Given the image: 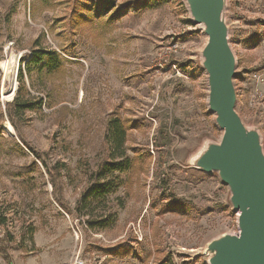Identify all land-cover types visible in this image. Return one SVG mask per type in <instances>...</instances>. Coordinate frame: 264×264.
<instances>
[{"label": "rangeland", "instance_id": "rangeland-1", "mask_svg": "<svg viewBox=\"0 0 264 264\" xmlns=\"http://www.w3.org/2000/svg\"><path fill=\"white\" fill-rule=\"evenodd\" d=\"M107 18L76 0H0V62L6 50L15 57L11 80L0 71V246L4 230L13 264H207V241L237 225L217 174L189 164L204 140L221 134L206 105V37L183 0H147ZM226 19L236 108L260 129L264 147V81L251 71L264 67V0H227ZM33 42L56 50L62 70L27 73L21 60ZM19 92L33 109L10 119L6 103ZM113 120L125 132L128 162L112 174L116 191L92 204L103 227L88 229L73 215L88 174L125 160L112 158Z\"/></svg>", "mask_w": 264, "mask_h": 264}, {"label": "water", "instance_id": "water-1", "mask_svg": "<svg viewBox=\"0 0 264 264\" xmlns=\"http://www.w3.org/2000/svg\"><path fill=\"white\" fill-rule=\"evenodd\" d=\"M190 21L206 40L199 51L206 75L207 109L221 131L190 157L192 168L216 173L229 190L237 232L207 241V264H264V147L262 134L237 111V61L229 39L227 0H183Z\"/></svg>", "mask_w": 264, "mask_h": 264}, {"label": "trees", "instance_id": "trees-1", "mask_svg": "<svg viewBox=\"0 0 264 264\" xmlns=\"http://www.w3.org/2000/svg\"><path fill=\"white\" fill-rule=\"evenodd\" d=\"M147 0H136L123 1L120 0H76V4L79 7H86L89 11L93 12V16L102 17L106 15L107 19H118L130 11H136L139 7H143ZM147 5V4H146ZM78 17L85 21H91L93 17H82V14L77 8L72 10ZM23 64V69L27 73L33 70H47L53 72L55 70H62V60L59 53L56 50L47 49L42 47L39 42H33V47L30 55L21 60ZM261 66H256L253 71L260 69ZM19 81L21 84V91L28 94L27 89L23 83L22 68L19 73ZM34 100L30 97L25 98V95L19 92L12 101L6 103L7 113L12 119L14 114L33 109ZM125 140V132L121 127L119 121L113 120L111 122V149L112 158L125 156V151L123 149V142ZM125 161V162H124ZM124 161H110L104 162L98 169L97 172H90L87 176V185L80 192L75 206H74V216L84 221L86 228L88 229H100L103 227V216L98 215L96 220H94L91 209L92 204L98 201L105 202L109 194L116 191L120 182L116 179L119 178L118 175L112 176L115 171L122 172L126 168V163L128 162L125 156ZM125 163V164H124ZM124 164V166H123ZM6 224V217L2 212H0V228H4ZM32 230H30L31 232ZM32 235V233H31ZM32 239V236H31ZM2 245L0 246V253L2 254L3 260L7 264H13L11 257L8 254V248L11 243L10 235L3 230L1 236Z\"/></svg>", "mask_w": 264, "mask_h": 264}, {"label": "bare ground", "instance_id": "bare-ground-1", "mask_svg": "<svg viewBox=\"0 0 264 264\" xmlns=\"http://www.w3.org/2000/svg\"><path fill=\"white\" fill-rule=\"evenodd\" d=\"M14 55L10 50H6V54L2 62H0V71L3 73L4 78L11 80L10 68L14 62ZM13 67V66H12ZM14 77V76H13ZM12 82V81H11ZM14 84V83H13ZM10 85V84H9ZM13 88V86H11Z\"/></svg>", "mask_w": 264, "mask_h": 264}, {"label": "built area", "instance_id": "built-area-1", "mask_svg": "<svg viewBox=\"0 0 264 264\" xmlns=\"http://www.w3.org/2000/svg\"><path fill=\"white\" fill-rule=\"evenodd\" d=\"M7 47L10 48V46H7ZM170 51H172V52H175L176 51V44H173V46H171ZM173 67H175L174 64H173ZM253 72L257 73L256 76H257V78L260 81H264V67H261L260 69H258L256 71H253ZM260 95H261V93L259 92V90L258 89H255L254 92L252 93V98L258 99L260 97ZM232 232L236 233L237 230H234ZM78 263L79 264H82L81 260H78Z\"/></svg>", "mask_w": 264, "mask_h": 264}, {"label": "crops", "instance_id": "crops-1", "mask_svg": "<svg viewBox=\"0 0 264 264\" xmlns=\"http://www.w3.org/2000/svg\"><path fill=\"white\" fill-rule=\"evenodd\" d=\"M2 255V254H1ZM9 256L11 257V255L9 254ZM12 258V257H11ZM13 263V262H12Z\"/></svg>", "mask_w": 264, "mask_h": 264}]
</instances>
